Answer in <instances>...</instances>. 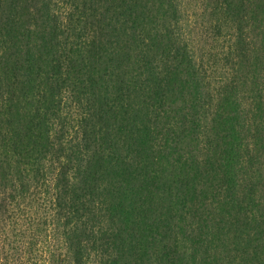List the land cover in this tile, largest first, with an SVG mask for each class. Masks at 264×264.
Listing matches in <instances>:
<instances>
[{
	"label": "trees",
	"instance_id": "16d2710c",
	"mask_svg": "<svg viewBox=\"0 0 264 264\" xmlns=\"http://www.w3.org/2000/svg\"><path fill=\"white\" fill-rule=\"evenodd\" d=\"M0 264H264V0H0Z\"/></svg>",
	"mask_w": 264,
	"mask_h": 264
}]
</instances>
